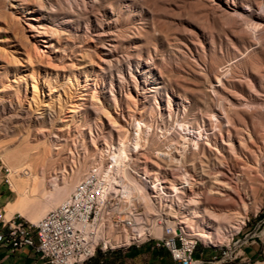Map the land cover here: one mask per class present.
<instances>
[{"label": "rangeland", "instance_id": "1", "mask_svg": "<svg viewBox=\"0 0 264 264\" xmlns=\"http://www.w3.org/2000/svg\"><path fill=\"white\" fill-rule=\"evenodd\" d=\"M10 1L0 0V151L25 143L36 152L34 161L45 157L37 170L44 169L48 181L76 165L83 176L101 158L118 168L123 153L129 174L131 161L139 169L145 158L152 165L145 173L177 181L182 132L199 142L195 154L187 141L183 166L201 184L184 205L176 198L170 214L179 223L188 215V231L204 246L196 233L212 232L214 242L208 249L200 243L195 257L241 264L240 253L233 261L224 255L254 249L243 264H264V13L257 34L244 33L241 17L247 5L259 12L264 0H22L23 13ZM31 16L50 27L54 44L40 56L46 37L32 35ZM17 61L22 65L16 67ZM220 105L242 132H228L224 123L216 140L221 155L188 133L189 127L204 128L210 136L212 113L224 117ZM218 158L236 165L230 184L241 191L244 209L212 202L220 197L210 193L214 178L221 179L217 172L224 169ZM1 168L9 188L0 161ZM196 193L201 205L190 202ZM231 212L248 219L240 233ZM210 223L214 227L207 228ZM155 253L149 249L130 264H143Z\"/></svg>", "mask_w": 264, "mask_h": 264}, {"label": "built area", "instance_id": "2", "mask_svg": "<svg viewBox=\"0 0 264 264\" xmlns=\"http://www.w3.org/2000/svg\"><path fill=\"white\" fill-rule=\"evenodd\" d=\"M140 161L143 164L138 171L145 173L152 166L151 160ZM148 178L151 182L155 180L152 175ZM112 180L93 169L70 198L38 224L19 215L11 221H2L0 246L11 251L32 248L48 264H86L98 254L108 255L144 245L167 251L173 264H212L195 257L201 243L196 237L175 231L168 224L170 209L166 204L152 201L149 209L141 197H134L120 181ZM156 228L162 229V237L152 236ZM236 245L243 247L240 241ZM240 251L234 257L225 254L223 259L236 260Z\"/></svg>", "mask_w": 264, "mask_h": 264}, {"label": "bare ground", "instance_id": "3", "mask_svg": "<svg viewBox=\"0 0 264 264\" xmlns=\"http://www.w3.org/2000/svg\"><path fill=\"white\" fill-rule=\"evenodd\" d=\"M10 3H11V8L17 12L23 13V11L26 10L24 6L25 3L22 0H11ZM32 13L33 11L30 10L27 11V14H32ZM241 13L242 15L239 13L238 14L241 15V17L243 18L242 23L244 24L245 34H254V33L257 34L262 30L261 29L262 24L260 23L261 17L259 14L264 13V5L260 6L259 12L254 10L252 6L247 5L242 9ZM40 20L41 17L36 18L35 16L28 17L27 19L28 27L33 33L32 34L33 36L37 35V37L38 36L46 37L41 40V42L43 43V47H42L43 51L37 49L38 56H40L41 52L46 53V50L44 49H50L54 46L52 39L47 36L50 27H48L45 24L38 25V22ZM11 47H14V45ZM16 63H18V61ZM21 65H22L21 63L20 64L18 63L16 67H19ZM34 91L36 92V87H34ZM220 108L223 111L221 112V115L223 114L224 117L221 121L219 120L217 113H212L211 118H214L215 124H212L213 133L212 134L210 133V136L206 134L207 129L204 128H198V131H196L195 128L189 127L188 133L189 134L191 133L192 135L197 134L199 136L200 141L201 140L205 141V146H208L213 150L218 151V153L221 155V152L216 148V140H217V136L223 132L224 126L226 125L228 127L227 128L228 132L230 131V129H232L235 132V134L238 136L242 132H240L241 129L238 128L236 122L233 121V119L230 117L228 112L225 110L224 106L220 105ZM181 133L179 132L178 134L179 137L183 140V144L180 145V150L177 151V153L180 155L179 156L180 159L177 161H175L176 159H174L176 168L178 169V171H180L181 174V179L177 181H171L170 178L161 179L160 177H156L154 176V174H152L153 179L155 180L151 182V180H149L148 178L149 175L151 174L143 173L138 171L139 169H135L133 160L131 161L130 164V168L132 169L131 171L133 175L129 174L127 169L128 157L124 153H123L124 163L122 166L120 164V167L118 168L117 167L115 169L113 168V164H112L113 160L108 163H104L103 158H101V161L99 163L94 164L90 168V170L83 176H81L82 174L81 169H78V166L76 165V166H72L71 170L64 169L62 175L59 178H53L48 181L47 173L45 172V170L44 169L42 171L37 170V165H41V163L42 165L45 164V157L42 156L38 157L34 161L36 152H34L33 148L29 147L25 143H21L18 146L4 149L0 151V161L2 162L3 166L6 168V180L10 187V190L16 195L15 200L9 203L6 207L7 212L5 215V220L10 221L13 219L15 215H19L21 218L25 219L26 221L32 224L35 225L38 224L49 212L62 206L66 202V200L69 199L70 196L74 193L77 185L82 180H84L85 177L93 169L102 172L103 174L105 173L109 175L110 177L113 178L115 182L120 181L121 184L124 185L123 187H125L128 191H130L131 195H133L134 197L135 196L141 197L140 199L144 201L146 205H148L147 207L149 209H151V206L149 205L152 203V201L153 202L158 201L161 202L162 205L166 204L171 211L173 209L172 206L175 205L176 198H177L176 200H178L180 203H183L184 205V202L182 201L183 198H185L186 196L188 198V195L194 191L196 183L197 184H201V183H198L197 180L194 179L183 166V163L186 161L188 152L190 150V145L187 143V141L192 140V138L191 139L185 138V136L182 135ZM183 134H185V132H183ZM194 139H196V136ZM212 140H214L215 144L212 143ZM240 141L242 142V140ZM106 145L108 146L107 143ZM192 149L195 154L199 151L200 145L198 141L192 140ZM258 149L260 148L258 147ZM200 161L203 163L202 160ZM220 161H221L220 169L221 168L224 169L218 171L217 173L221 175V179H219L218 176H216L213 182V185L215 186L216 189L214 188L210 190V193L212 195H218L220 197L212 198L211 200L216 205L217 204L220 205L223 202L221 206L222 208L236 207L242 205L244 209V200L242 198L243 196L241 191L237 187L231 186L230 184L232 177L235 175L236 165L234 164L233 167L231 168L228 166V164H226L224 160H220ZM194 165L195 163L193 162L192 166ZM203 167L205 166L203 165ZM244 167H246L245 162H244ZM155 174H159V172L156 171ZM256 174L257 173H255L254 176ZM256 176H260V175H256ZM151 196L157 199L153 200L154 198H152ZM191 198L192 200L190 199L191 200L190 202H195L201 205V200H202L201 193H196L195 196ZM226 198H227V202L225 201ZM170 211H169V218H167L168 224L172 226L175 231H180L182 234L186 236L193 237L191 232L188 231V228L192 227L188 223L190 221L188 215H183L181 217L182 223L181 221L179 223L175 221L176 216L170 214ZM230 215L235 217L234 228L237 233H240L242 227L246 224L248 220L247 217L244 215V213L241 214L238 212H231ZM195 217L201 218L203 216L198 213V215H196ZM203 224H207V222ZM211 227L214 226H212L211 223L208 224L207 228H211ZM211 233L204 231V232H197L196 235L200 238V240L203 243H205V246H208L214 243L212 236L213 234ZM151 234L152 236L157 238L162 237L164 235L162 229L160 228H156Z\"/></svg>", "mask_w": 264, "mask_h": 264}, {"label": "crops", "instance_id": "4", "mask_svg": "<svg viewBox=\"0 0 264 264\" xmlns=\"http://www.w3.org/2000/svg\"><path fill=\"white\" fill-rule=\"evenodd\" d=\"M0 169V174H1ZM10 187L5 184L3 178L0 177V231L2 230L1 222L6 221L5 215L7 212V205L15 200L10 198ZM17 215L13 217L16 218ZM11 221V220H10ZM8 222V221H7ZM152 249L150 245L142 247H132L126 251H119L108 255L98 254L93 260L86 264H130L136 262L140 256L146 255V252ZM156 253L151 255V258L143 264H173L169 253L165 250H153ZM164 251L167 256L162 255ZM239 263L243 264L256 255L254 249L244 252L240 251ZM246 255V258H244ZM168 259L169 261H166ZM245 259V260H244ZM0 264H48L40 258V256L32 248H22L16 251H11L9 248L0 246Z\"/></svg>", "mask_w": 264, "mask_h": 264}]
</instances>
